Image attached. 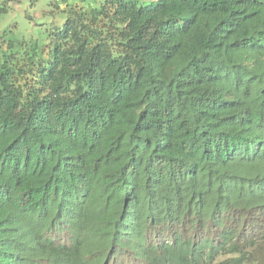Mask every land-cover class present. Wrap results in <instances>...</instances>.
I'll list each match as a JSON object with an SVG mask.
<instances>
[{
    "label": "trees",
    "instance_id": "1",
    "mask_svg": "<svg viewBox=\"0 0 264 264\" xmlns=\"http://www.w3.org/2000/svg\"><path fill=\"white\" fill-rule=\"evenodd\" d=\"M93 3L0 44V264H264V0Z\"/></svg>",
    "mask_w": 264,
    "mask_h": 264
},
{
    "label": "rangeland",
    "instance_id": "2",
    "mask_svg": "<svg viewBox=\"0 0 264 264\" xmlns=\"http://www.w3.org/2000/svg\"><path fill=\"white\" fill-rule=\"evenodd\" d=\"M5 0H0V4ZM9 12L0 15V44L5 41H38L47 44L62 28L73 8H87L94 0H7Z\"/></svg>",
    "mask_w": 264,
    "mask_h": 264
}]
</instances>
